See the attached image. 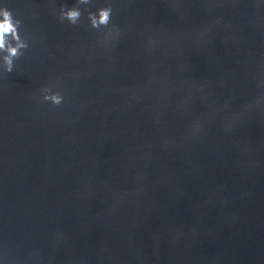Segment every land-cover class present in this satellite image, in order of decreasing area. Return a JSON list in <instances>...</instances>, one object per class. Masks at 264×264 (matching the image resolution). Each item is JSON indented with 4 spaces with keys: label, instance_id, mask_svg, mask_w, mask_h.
<instances>
[{
    "label": "water",
    "instance_id": "1",
    "mask_svg": "<svg viewBox=\"0 0 264 264\" xmlns=\"http://www.w3.org/2000/svg\"><path fill=\"white\" fill-rule=\"evenodd\" d=\"M65 4L0 0V264H264V0Z\"/></svg>",
    "mask_w": 264,
    "mask_h": 264
},
{
    "label": "clouds",
    "instance_id": "2",
    "mask_svg": "<svg viewBox=\"0 0 264 264\" xmlns=\"http://www.w3.org/2000/svg\"><path fill=\"white\" fill-rule=\"evenodd\" d=\"M92 0H76V4L69 7L63 5L59 8V19L67 21L72 25L80 23L83 17L81 5H90ZM113 7L111 4L98 8L96 11H88L87 19L90 22L89 27L96 30L106 29L103 32L105 42L114 40L121 35V30L112 25ZM22 21L17 19L13 12L5 7H0V59H2L3 71L11 73L15 67V62L24 55V50L29 47L27 35H22L20 28ZM43 99L51 101L59 106L64 101V96L60 91L53 92L51 87L41 89Z\"/></svg>",
    "mask_w": 264,
    "mask_h": 264
}]
</instances>
